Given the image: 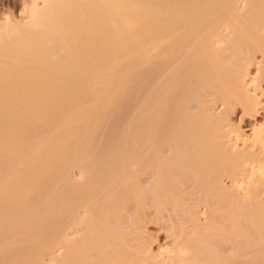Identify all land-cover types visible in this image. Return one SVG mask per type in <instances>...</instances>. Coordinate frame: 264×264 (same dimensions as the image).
<instances>
[{"label":"bare ground","instance_id":"obj_1","mask_svg":"<svg viewBox=\"0 0 264 264\" xmlns=\"http://www.w3.org/2000/svg\"><path fill=\"white\" fill-rule=\"evenodd\" d=\"M28 6L0 22V264H264V122L230 117L264 110V0Z\"/></svg>","mask_w":264,"mask_h":264},{"label":"rangeland","instance_id":"obj_2","mask_svg":"<svg viewBox=\"0 0 264 264\" xmlns=\"http://www.w3.org/2000/svg\"><path fill=\"white\" fill-rule=\"evenodd\" d=\"M31 0H0V22L4 20H10V21H16L21 22L24 21L25 13L27 6L29 5V2ZM29 7V6H28ZM25 12V13H24ZM24 15V16H23ZM252 65V71L253 69H256V65ZM256 70L253 71L252 76L255 77ZM259 92L261 94L262 91V98L264 100V78L262 80H259ZM262 87V89H261ZM260 96V97H261ZM220 108L216 109V112H218ZM231 119L235 123V125H239L242 131H246V133H249L251 131V127L254 128V125L256 123L260 124V122H264V110H261L256 114L255 117H249L247 115H244L242 113L241 107L236 106L233 111L230 114ZM253 118V119H251ZM254 120V121H253ZM259 122H258V121ZM261 120V121H260ZM253 124V125H252ZM227 185H229V181L226 180ZM263 202H264V193L262 194ZM200 217H201V223H204L206 221V214L204 213L203 206L200 207ZM203 213V214H202ZM171 218L174 219V214L170 213ZM168 215H165L163 217H157V215L154 212V209L152 207H144L143 209L139 210V220L140 222L144 223V230L147 233V238L151 242L150 245L154 249V251H158L157 249L162 247L163 245L167 244L169 241L167 228L165 225V221H167ZM168 239V240H167ZM167 241V242H166ZM165 243V244H164ZM218 248L223 250L225 253H229V246L228 244H219Z\"/></svg>","mask_w":264,"mask_h":264}]
</instances>
